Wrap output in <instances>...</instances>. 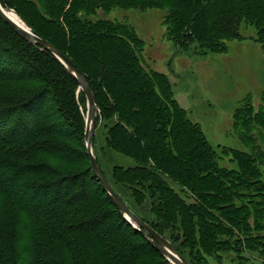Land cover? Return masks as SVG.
Here are the masks:
<instances>
[{
	"label": "rangeland",
	"instance_id": "1",
	"mask_svg": "<svg viewBox=\"0 0 264 264\" xmlns=\"http://www.w3.org/2000/svg\"><path fill=\"white\" fill-rule=\"evenodd\" d=\"M4 2L3 8L24 17L84 68L98 101L92 151L105 177L128 207L155 226L194 264H264L263 191L255 193L249 189L239 193L240 187L232 190V185H227L229 179L223 181L214 175L213 180L223 190L220 195L206 192L216 200L215 207L205 208L209 217L193 218L192 239L183 235L179 224L162 219L152 199L131 182V167L136 166L131 158V137L139 142L131 136V105L126 107L125 103L130 95L122 88L131 86V77H108L103 72L105 66L112 65L115 53L122 55L121 63L131 71L133 50L163 106L183 108L188 119L199 126L215 153L219 169L237 172L239 161L251 160L264 179V39L259 36L264 22L257 21L264 14H240L242 17L232 19L235 13L226 10L243 3L242 0ZM111 35H116L119 44L107 38ZM0 45V70L4 75L15 71L26 78L33 72L45 74L38 111L41 117L61 126L70 139L69 148L81 151L87 103L79 87L76 89L66 73L61 69L58 73L55 65L47 62L50 60L42 52L45 50L26 44L1 19ZM30 62L40 69L36 70ZM36 80L32 76L21 84H12L3 78L0 99L10 95L16 85L25 89V83L31 85ZM61 96L66 99L67 109L59 115L56 111L61 106ZM19 114L22 113L5 118V129L17 126L14 121ZM25 117L29 124L32 116ZM158 118L161 120L154 126L162 130L166 142L169 119L167 114ZM253 155L257 157L252 158ZM71 158L75 162L71 172L81 178L86 166L74 151ZM143 167L151 177L157 175L161 185L186 205L200 203L199 194H193L186 184L156 168L151 159ZM90 185L86 192H97V187ZM222 198L229 201L223 203ZM99 208L108 221L116 220L111 208L104 205ZM204 226L207 230L203 235ZM129 233L134 245L140 248L141 239ZM139 252L146 256L141 249ZM142 261V264L160 263L156 256Z\"/></svg>",
	"mask_w": 264,
	"mask_h": 264
},
{
	"label": "trees",
	"instance_id": "2",
	"mask_svg": "<svg viewBox=\"0 0 264 264\" xmlns=\"http://www.w3.org/2000/svg\"><path fill=\"white\" fill-rule=\"evenodd\" d=\"M4 1L0 0V4L6 5ZM242 1L226 10V13H235L232 19L242 17L240 14H264V0H253L254 4L253 1ZM234 7L237 10H231ZM21 18L34 32L66 54L24 17ZM257 21L264 22V15ZM259 36L264 39V27L259 30ZM107 38L119 44L116 35ZM25 43L34 46L27 41ZM42 52L49 58L47 62H52L58 73L59 69L66 73V77L78 89L77 82L65 67L49 52ZM121 58L122 55L113 54L112 65L105 66L103 72L108 77H131V86L122 88L124 93L129 92L130 95L125 103L126 107L131 105V136L143 143L139 144L131 137V158L136 163L135 167H131V182L152 199L164 221L176 226L179 224L183 235L192 239L193 218L202 215L209 217L210 213L205 208L211 210L215 207L216 200H212L206 192L220 195L223 190V186L213 180L214 175H219L223 181L229 179L227 185L231 184L232 190L240 187L239 193H246L249 189L255 193L264 192V179L254 161H239L237 172L226 173L219 169L215 153L199 126L188 119L183 108L163 106L154 86L139 67L133 50L131 71L130 67L125 69ZM30 64L36 70L40 69L38 65ZM75 65L86 77L97 106V96L89 77L84 68ZM2 72L0 70V81L6 78L12 84H21L32 76L34 81L37 80L31 85L25 83V89L16 85L10 95L0 99V264H142L143 258L155 256L160 260L159 264H170L112 203L94 176L84 142H81V151L69 148L70 139L61 126L56 121L41 117L38 104L43 96L41 84L45 74L42 71L41 75L33 72L34 75L26 78L16 71L9 75ZM36 85L40 87L36 88ZM50 92L54 93L53 90ZM80 93L84 97L83 92ZM61 97L57 114L67 109L66 99ZM19 111L22 114L14 121L18 123L17 126L5 129V118ZM26 114L32 116L29 124L26 123ZM164 114L169 119L167 126L170 125L166 142L162 130L154 126L157 120H161L158 117ZM73 151L86 166L81 178L71 172L75 166L71 158ZM256 157L253 155L252 158ZM147 159H151L162 172L186 184L193 194H199L197 198L200 203L196 206L186 205L177 195L165 189L157 175L151 177L144 170L143 164ZM90 183L97 187V192H86L85 188ZM226 200L221 199L223 203ZM101 205L115 212L114 222L108 221L100 212ZM140 218L163 236L155 226ZM202 229L203 235L206 234L207 226ZM129 231L141 239L140 248L134 245ZM170 243L190 264H194L173 242ZM140 249L146 256L142 257Z\"/></svg>",
	"mask_w": 264,
	"mask_h": 264
},
{
	"label": "water",
	"instance_id": "3",
	"mask_svg": "<svg viewBox=\"0 0 264 264\" xmlns=\"http://www.w3.org/2000/svg\"><path fill=\"white\" fill-rule=\"evenodd\" d=\"M12 11V10H9ZM14 12V11H13ZM16 14V13H15ZM0 19L3 20L11 29L14 30L21 38L30 44L40 46L43 50L49 52L54 56L66 69V71L75 79L79 90L83 92L87 103V112L85 117L84 130V146L87 156L90 161L91 169L94 176L101 184L103 190L106 192L112 203L122 214L124 219L137 229L140 234L155 248L170 264H190L178 251L171 245L164 237L154 231L149 224L145 223L134 211H132L125 201L115 192L108 180L102 173V170L97 163V160L92 151V140L97 117V106L94 95L88 85L86 77L81 70L74 64V62L64 53L59 51L36 32H34L29 25L22 20V24H17L12 21L1 8L0 4Z\"/></svg>",
	"mask_w": 264,
	"mask_h": 264
},
{
	"label": "bare ground",
	"instance_id": "4",
	"mask_svg": "<svg viewBox=\"0 0 264 264\" xmlns=\"http://www.w3.org/2000/svg\"><path fill=\"white\" fill-rule=\"evenodd\" d=\"M1 8L3 9V12H4V13H5V14H6V15H7L12 21H14V22L17 23V24H22L17 14H15L14 12H11V11H7V10H6L5 8H3L2 6H1Z\"/></svg>",
	"mask_w": 264,
	"mask_h": 264
}]
</instances>
